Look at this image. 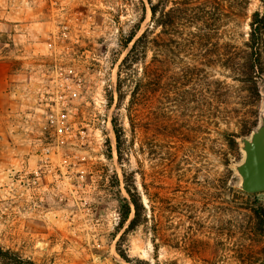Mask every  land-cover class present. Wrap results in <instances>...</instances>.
Listing matches in <instances>:
<instances>
[{
    "label": "rangeland",
    "instance_id": "1",
    "mask_svg": "<svg viewBox=\"0 0 264 264\" xmlns=\"http://www.w3.org/2000/svg\"><path fill=\"white\" fill-rule=\"evenodd\" d=\"M143 5L146 0H0V56L20 71L22 85L20 95L11 90L17 94L11 108H0L3 249L37 264H129L115 251L123 230L116 233L114 174L122 177L110 120L117 66L126 54L119 43L136 24L137 36L148 27ZM259 8L252 0L248 14ZM247 22L235 30L237 47L247 40ZM224 43H218L222 51ZM213 49L202 48L206 66L185 87L191 91L186 104L179 96L182 54H163L157 129L147 134L154 136L156 153L138 155L136 141L122 166L130 172L138 159L146 185V223L119 243L129 260L239 264L231 249L264 248V235L255 229L264 193L241 194L235 170L244 156L239 140L260 123L264 83L254 106L244 91L229 94L224 85L238 86L219 66H207ZM151 112L146 110L148 124ZM168 118L181 131L200 130L197 142L173 139L178 157L188 160L175 172L166 160ZM228 134L237 136L234 143ZM183 248L196 253L187 258Z\"/></svg>",
    "mask_w": 264,
    "mask_h": 264
},
{
    "label": "trees",
    "instance_id": "2",
    "mask_svg": "<svg viewBox=\"0 0 264 264\" xmlns=\"http://www.w3.org/2000/svg\"><path fill=\"white\" fill-rule=\"evenodd\" d=\"M252 0H146L147 7L142 6L144 16L149 13L148 27L137 36L138 25L133 26L125 40L119 47L126 51L120 60L116 72L115 109L110 125L115 142L116 159L121 169V181L114 174V184L118 201L119 221L116 233H122L117 241L115 251L117 255L129 264H150L143 260H129L120 248V241L129 232L136 230L146 223V208L143 196L146 193L144 174L141 162L135 159L136 169L125 172L122 168L131 147L137 141L135 153L143 156L145 153L154 155L156 147L154 136L148 138V132L155 135L157 129L156 117L162 94V78L165 63L164 52L172 54L176 49L182 54L180 59V98L183 103L188 102L191 91L187 88L201 70V51L204 45L214 46L212 55L208 59L210 68L219 66L228 78L238 87L224 85L228 92L244 91L247 93L249 105L254 106L259 98V82L264 83V0H257L259 10L248 14ZM246 20L248 26L247 40L242 47L233 42L235 30ZM220 40H225L222 48L218 46ZM169 49H168V48ZM112 96L107 107L113 103ZM126 102L125 117L121 120L119 112ZM213 110L216 108L212 107ZM212 108L208 116L213 117ZM151 110L153 124L146 123V110ZM200 130L187 127L181 131L180 126L168 118L164 126L166 139V160L171 172L178 170L180 162H186L184 154L178 157L172 145L174 138L183 142H197ZM231 141H235V134H228ZM177 137V138H178ZM108 147L107 158L111 159V146ZM126 196L122 195V191ZM247 196L256 194H247ZM255 229L264 235V209L255 211ZM156 250L157 248H153ZM180 249V248H174ZM264 248H236L231 249L232 258L239 264H264ZM187 258L196 253L193 248H183ZM214 253H217L215 251ZM0 264H37L30 259L23 258L18 253L3 249L0 246Z\"/></svg>",
    "mask_w": 264,
    "mask_h": 264
},
{
    "label": "water",
    "instance_id": "3",
    "mask_svg": "<svg viewBox=\"0 0 264 264\" xmlns=\"http://www.w3.org/2000/svg\"><path fill=\"white\" fill-rule=\"evenodd\" d=\"M239 142L244 153L242 162L235 167L240 178L239 188L247 194L264 193V111L259 125Z\"/></svg>",
    "mask_w": 264,
    "mask_h": 264
},
{
    "label": "crops",
    "instance_id": "4",
    "mask_svg": "<svg viewBox=\"0 0 264 264\" xmlns=\"http://www.w3.org/2000/svg\"><path fill=\"white\" fill-rule=\"evenodd\" d=\"M21 73L13 68L7 61H4L0 56V108H11L15 100V93L20 95L22 91ZM7 90L10 92L6 93ZM11 90H13V93ZM13 99V100H11Z\"/></svg>",
    "mask_w": 264,
    "mask_h": 264
},
{
    "label": "built area",
    "instance_id": "5",
    "mask_svg": "<svg viewBox=\"0 0 264 264\" xmlns=\"http://www.w3.org/2000/svg\"><path fill=\"white\" fill-rule=\"evenodd\" d=\"M62 29L65 31V30H67L68 29V25H62ZM61 37L62 38H65L66 37V33L65 32H63L62 34H61ZM60 39V38H59ZM60 121H66V119H65V116H62V119L60 120Z\"/></svg>",
    "mask_w": 264,
    "mask_h": 264
},
{
    "label": "bare ground",
    "instance_id": "6",
    "mask_svg": "<svg viewBox=\"0 0 264 264\" xmlns=\"http://www.w3.org/2000/svg\"><path fill=\"white\" fill-rule=\"evenodd\" d=\"M113 143V142H112Z\"/></svg>",
    "mask_w": 264,
    "mask_h": 264
}]
</instances>
